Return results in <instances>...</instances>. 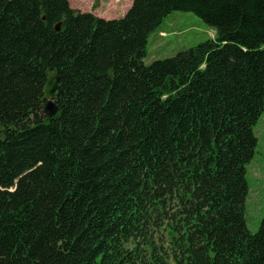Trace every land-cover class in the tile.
<instances>
[{"label": "trees", "instance_id": "obj_1", "mask_svg": "<svg viewBox=\"0 0 264 264\" xmlns=\"http://www.w3.org/2000/svg\"><path fill=\"white\" fill-rule=\"evenodd\" d=\"M174 11L214 38L145 64ZM263 112L264 0H132L111 20L0 0L5 264H264V215L246 221Z\"/></svg>", "mask_w": 264, "mask_h": 264}, {"label": "rangeland", "instance_id": "obj_2", "mask_svg": "<svg viewBox=\"0 0 264 264\" xmlns=\"http://www.w3.org/2000/svg\"><path fill=\"white\" fill-rule=\"evenodd\" d=\"M69 7L81 13H92L106 20L124 16L132 0H67ZM214 31L191 12L174 11L150 33L146 45L145 64L154 60L174 56L208 39L214 38ZM258 138L252 161L246 166L248 197L246 200V221L248 229L257 231L264 215V112L254 128ZM41 165V163H40ZM24 173V172H23ZM21 173V176L24 175ZM18 177H12L0 188L12 190ZM16 240L12 230L0 227V264H5Z\"/></svg>", "mask_w": 264, "mask_h": 264}, {"label": "water", "instance_id": "obj_3", "mask_svg": "<svg viewBox=\"0 0 264 264\" xmlns=\"http://www.w3.org/2000/svg\"><path fill=\"white\" fill-rule=\"evenodd\" d=\"M61 24L58 23L55 26L56 31H59ZM59 84V75L57 73H49L46 76V80L43 87V99L45 104L43 107V113L46 117H52L57 113V107L55 99L57 97V87Z\"/></svg>", "mask_w": 264, "mask_h": 264}]
</instances>
